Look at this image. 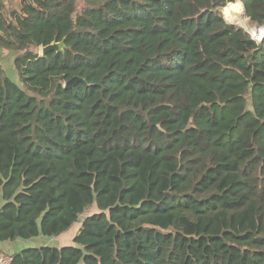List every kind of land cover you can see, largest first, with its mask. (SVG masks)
<instances>
[{"label": "trees", "instance_id": "obj_1", "mask_svg": "<svg viewBox=\"0 0 264 264\" xmlns=\"http://www.w3.org/2000/svg\"><path fill=\"white\" fill-rule=\"evenodd\" d=\"M234 1L264 26V0H0V244L81 222L9 264H264V41Z\"/></svg>", "mask_w": 264, "mask_h": 264}, {"label": "rangeland", "instance_id": "obj_2", "mask_svg": "<svg viewBox=\"0 0 264 264\" xmlns=\"http://www.w3.org/2000/svg\"><path fill=\"white\" fill-rule=\"evenodd\" d=\"M242 9H243L242 3L241 2L239 3V1H234V3H231L230 5H228L223 10V16H224V19L227 23L228 29L231 30L233 33H235V32L230 27V24L232 23L231 17H230V12H234V11H238V10H242ZM245 23H246V26L244 28L238 27V26H235V27H238L241 29H247L249 31L250 35L253 32L258 33L260 28H257V29L254 27L251 28L248 18H246ZM251 37H252V35H251ZM38 52L40 53L41 49H39ZM3 65L5 67L8 66L7 62L3 63ZM87 212H89V211H87ZM92 212H93V210H92ZM82 219H84V216L82 217ZM80 228H81V222L79 221L67 233H65L61 236H58L56 238H52V239L42 238L41 240L32 239V240H28V241L18 240L16 242H13V243L10 242V243H6V244H7V246H10L13 249H15V251H17V252L20 251L21 249H25V248L32 247V246H35V247L46 246V245L59 246V247L67 246V245L72 244L73 238H75V236L79 232ZM0 255H3L7 259H10V257H11V253L7 252V251H0Z\"/></svg>", "mask_w": 264, "mask_h": 264}, {"label": "water", "instance_id": "obj_3", "mask_svg": "<svg viewBox=\"0 0 264 264\" xmlns=\"http://www.w3.org/2000/svg\"><path fill=\"white\" fill-rule=\"evenodd\" d=\"M243 9H244L246 18H248L244 6H243ZM239 31H244L246 33H249V31L247 29H241ZM65 48H66V46H65L64 40L62 42H59V43L55 41L48 46H42L40 48L41 49L40 55L42 57H46L47 54H49L51 52L61 53L65 50ZM83 82H85V81L82 78L74 77L65 83V88L66 89H72V88H75L79 83H83Z\"/></svg>", "mask_w": 264, "mask_h": 264}, {"label": "crops", "instance_id": "obj_4", "mask_svg": "<svg viewBox=\"0 0 264 264\" xmlns=\"http://www.w3.org/2000/svg\"><path fill=\"white\" fill-rule=\"evenodd\" d=\"M14 59H15V57L12 54H10V53L7 54L0 48V60H1L2 64L7 62V64H8L7 67L9 70H11L13 67ZM0 251H7V252H10L11 254H14L15 252H17L12 247L7 246V244H0Z\"/></svg>", "mask_w": 264, "mask_h": 264}, {"label": "bare ground", "instance_id": "obj_5", "mask_svg": "<svg viewBox=\"0 0 264 264\" xmlns=\"http://www.w3.org/2000/svg\"><path fill=\"white\" fill-rule=\"evenodd\" d=\"M230 17L232 21V23L230 24V27L232 29L240 30L241 28H238V27L244 28L246 26V23H245L246 16H245L244 9L230 12ZM235 26H238V27H235Z\"/></svg>", "mask_w": 264, "mask_h": 264}, {"label": "built area", "instance_id": "obj_6", "mask_svg": "<svg viewBox=\"0 0 264 264\" xmlns=\"http://www.w3.org/2000/svg\"><path fill=\"white\" fill-rule=\"evenodd\" d=\"M261 28L259 29L258 33H256V36H257L258 39L252 38L258 44H261L264 41V33L261 32ZM0 256H1L0 257V264H9L11 262V257H10V259H7L3 255H0Z\"/></svg>", "mask_w": 264, "mask_h": 264}, {"label": "clouds", "instance_id": "obj_7", "mask_svg": "<svg viewBox=\"0 0 264 264\" xmlns=\"http://www.w3.org/2000/svg\"><path fill=\"white\" fill-rule=\"evenodd\" d=\"M261 32L264 33V27L261 28ZM251 35H252V38L258 39L255 32H253Z\"/></svg>", "mask_w": 264, "mask_h": 264}]
</instances>
